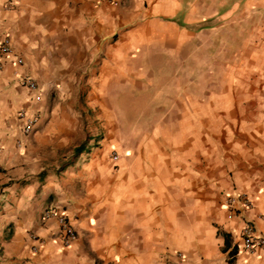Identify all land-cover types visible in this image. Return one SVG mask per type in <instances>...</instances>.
<instances>
[{
    "label": "crops",
    "instance_id": "crops-1",
    "mask_svg": "<svg viewBox=\"0 0 264 264\" xmlns=\"http://www.w3.org/2000/svg\"><path fill=\"white\" fill-rule=\"evenodd\" d=\"M5 37L0 264H264V0H0Z\"/></svg>",
    "mask_w": 264,
    "mask_h": 264
},
{
    "label": "built area",
    "instance_id": "built-area-1",
    "mask_svg": "<svg viewBox=\"0 0 264 264\" xmlns=\"http://www.w3.org/2000/svg\"><path fill=\"white\" fill-rule=\"evenodd\" d=\"M14 54L13 47L9 38L5 37L0 42V55L1 56H12ZM19 65L23 64L21 58L17 59ZM23 85H25L30 91L36 92L38 90L37 84L31 79L24 77L21 79ZM39 96L36 99L39 100ZM18 118L24 121L23 133L25 135L30 134L34 131L37 119L35 116H28L24 111L18 113ZM116 160V155L113 156ZM241 203V209L238 208V204ZM225 208L228 212V218H236L240 215L241 210L249 209L251 203L249 199L244 195L229 196L225 200ZM55 218L59 231L56 234V238L61 242L64 247H68L72 244L77 237L76 231L72 226L71 222L66 215L60 213L57 208L48 209L42 216V222L45 223L48 219ZM30 239L33 243L31 251L36 253L39 247L43 244L44 239L38 235L31 234ZM239 248L245 252H254L256 249H264V235L256 234L254 227L250 224H246L241 231V242ZM181 258V254L176 255Z\"/></svg>",
    "mask_w": 264,
    "mask_h": 264
},
{
    "label": "trees",
    "instance_id": "trees-1",
    "mask_svg": "<svg viewBox=\"0 0 264 264\" xmlns=\"http://www.w3.org/2000/svg\"><path fill=\"white\" fill-rule=\"evenodd\" d=\"M234 253H232V255H233Z\"/></svg>",
    "mask_w": 264,
    "mask_h": 264
}]
</instances>
